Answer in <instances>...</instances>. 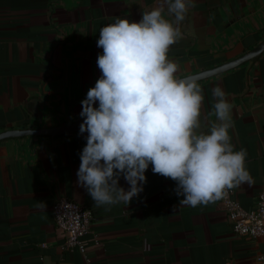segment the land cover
<instances>
[{
    "label": "crops",
    "instance_id": "obj_1",
    "mask_svg": "<svg viewBox=\"0 0 264 264\" xmlns=\"http://www.w3.org/2000/svg\"><path fill=\"white\" fill-rule=\"evenodd\" d=\"M158 0H0V133L42 130L80 121L81 101L101 72L102 27L116 18L139 22ZM167 19H173L167 12ZM169 51L179 78L242 57L264 41V0H194ZM202 128L216 120L212 90L233 105L229 135L247 150L250 179L232 188L245 211L264 191V54L199 82ZM0 142V264H256L264 237L239 236L222 199L179 203L176 183L145 173L144 191L127 206L94 207L77 180L86 133ZM120 186L128 190L123 179ZM61 197L92 211L86 253L65 246L52 207Z\"/></svg>",
    "mask_w": 264,
    "mask_h": 264
},
{
    "label": "clouds",
    "instance_id": "obj_2",
    "mask_svg": "<svg viewBox=\"0 0 264 264\" xmlns=\"http://www.w3.org/2000/svg\"><path fill=\"white\" fill-rule=\"evenodd\" d=\"M192 7L194 0H158L139 22L116 18L99 32L101 75L81 101L78 135H87L76 174L94 207L128 206L144 191L150 166L176 183L179 203L192 207L221 200L250 179L247 150H236L229 135L233 105L226 92L213 88L216 120L201 131L203 89L179 78L180 66L169 57Z\"/></svg>",
    "mask_w": 264,
    "mask_h": 264
},
{
    "label": "built area",
    "instance_id": "obj_3",
    "mask_svg": "<svg viewBox=\"0 0 264 264\" xmlns=\"http://www.w3.org/2000/svg\"><path fill=\"white\" fill-rule=\"evenodd\" d=\"M223 207L233 231L239 236L264 237V191L260 194L256 208L245 211L233 199L232 189L222 198ZM56 226L65 234V246L71 251L86 253L85 238L94 234V215L89 209L68 198H58L52 207ZM256 264H264V253L256 258Z\"/></svg>",
    "mask_w": 264,
    "mask_h": 264
},
{
    "label": "water",
    "instance_id": "obj_4",
    "mask_svg": "<svg viewBox=\"0 0 264 264\" xmlns=\"http://www.w3.org/2000/svg\"><path fill=\"white\" fill-rule=\"evenodd\" d=\"M264 54V41L259 44L255 49L250 51L249 53L243 55L242 57L235 59L229 63H226L224 65H221L219 67H216L214 69H210L201 73H197L195 75H191L188 77H191L195 81L202 82L205 80H208L210 78L225 74L229 71H232L236 68H239L240 66L244 65L245 63H248L257 57ZM186 78V77H185ZM83 122L81 119L80 121L73 123L72 125L68 126H61L51 129H42V130H12V131H6L3 133H0V142L8 139H16V138H23V137H29V136H62V135H68L71 133H75L79 131V126Z\"/></svg>",
    "mask_w": 264,
    "mask_h": 264
}]
</instances>
